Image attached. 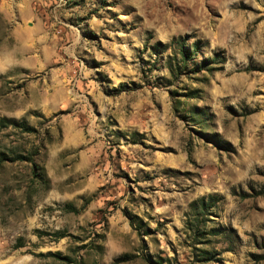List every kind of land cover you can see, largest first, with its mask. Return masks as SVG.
<instances>
[{"label":"rangeland","instance_id":"obj_1","mask_svg":"<svg viewBox=\"0 0 264 264\" xmlns=\"http://www.w3.org/2000/svg\"><path fill=\"white\" fill-rule=\"evenodd\" d=\"M0 159V264H264V0H0Z\"/></svg>","mask_w":264,"mask_h":264},{"label":"trees","instance_id":"obj_2","mask_svg":"<svg viewBox=\"0 0 264 264\" xmlns=\"http://www.w3.org/2000/svg\"><path fill=\"white\" fill-rule=\"evenodd\" d=\"M171 43L174 45L177 44L183 63L187 61V58H191V55L193 54V52H197L199 48L198 41L193 42L190 45V47L186 48V46L184 45V38H182L181 36L174 38ZM214 60H217V57ZM184 66H186V63ZM203 66H205V64H203ZM3 120L6 121L5 118ZM22 128L26 129V125L22 124ZM1 162H2V159H0V164ZM208 198L212 200L213 198H215V196L209 195ZM190 205L193 211L197 214V212H199V209L203 210L205 207L209 206V203L205 202L204 197H201L198 200L192 202ZM196 232L198 233V228L196 229Z\"/></svg>","mask_w":264,"mask_h":264}]
</instances>
